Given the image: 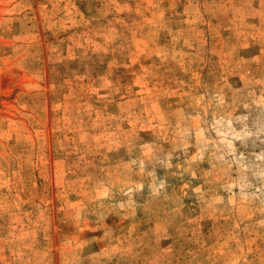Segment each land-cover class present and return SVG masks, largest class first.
<instances>
[{
	"label": "rangeland",
	"instance_id": "374dc122",
	"mask_svg": "<svg viewBox=\"0 0 264 264\" xmlns=\"http://www.w3.org/2000/svg\"><path fill=\"white\" fill-rule=\"evenodd\" d=\"M0 264H264V0H0Z\"/></svg>",
	"mask_w": 264,
	"mask_h": 264
}]
</instances>
